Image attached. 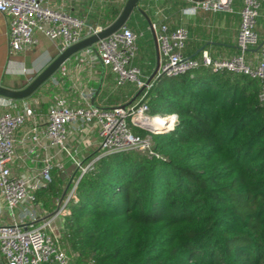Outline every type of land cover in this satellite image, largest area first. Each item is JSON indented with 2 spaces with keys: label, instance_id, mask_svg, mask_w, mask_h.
Segmentation results:
<instances>
[{
  "label": "trees",
  "instance_id": "obj_1",
  "mask_svg": "<svg viewBox=\"0 0 264 264\" xmlns=\"http://www.w3.org/2000/svg\"><path fill=\"white\" fill-rule=\"evenodd\" d=\"M168 4V13L174 8L180 17L193 6L188 0ZM122 7L109 3L104 25ZM126 25L142 32L138 43L152 49L149 24L139 11ZM127 85V92L112 94L107 104L137 92L135 85ZM144 92L149 114L167 110L177 115V123L169 131L153 132L129 120L134 133L151 135L158 156L136 149L103 154L79 178L61 217L62 241L77 254V263L264 264L259 82L227 69L198 66L177 76L159 75L138 97ZM77 171L75 181L81 174ZM62 188L53 175L36 192L37 199L52 210L57 199L69 195Z\"/></svg>",
  "mask_w": 264,
  "mask_h": 264
},
{
  "label": "built area",
  "instance_id": "obj_2",
  "mask_svg": "<svg viewBox=\"0 0 264 264\" xmlns=\"http://www.w3.org/2000/svg\"><path fill=\"white\" fill-rule=\"evenodd\" d=\"M235 0H205L193 2L192 11L231 10ZM241 21L237 36L238 52L229 57H213L208 50H203L198 57L186 55L185 49L190 39L189 28L185 25H173L162 16L152 18L150 30L155 31L159 50V75L177 76L198 66L212 69H227L235 73L249 75L260 85L259 97L264 104V39L257 30L264 0H240ZM141 5H144L141 3ZM0 12L8 18V39L12 52L25 51L37 43V33H43L52 41L61 42V51L67 47L102 30L106 25L92 24L86 17L73 14L63 8L53 7L49 0H0ZM143 33H137L125 25L109 36L95 43L90 52L113 72L115 87L129 83L138 89L151 85L140 67L134 61L139 52L138 39ZM257 47V56L250 59L247 53ZM144 89V90H145ZM143 90V91H144ZM145 92L138 101L127 107L121 104L99 107L91 104L70 107L65 99H59L47 111V119L41 128H31L27 137L39 142L45 137L50 145L56 146L67 154L80 176L70 189L69 195L57 199L56 207L51 212L41 213L37 208L36 192L49 185L53 180L56 163L52 157L45 159L40 169L39 180L25 178L15 172L20 159L17 148L25 141L18 138V131L28 119L36 115V108L27 102L0 95V259L1 264H71L67 250L63 246L61 226L56 228L65 205L74 192L79 178L87 168L101 155L136 149L157 153L152 148V137L136 134L129 126L131 120L136 126L148 129L143 117L166 119L163 129L169 131L177 123L175 113L164 112L151 115L144 100ZM86 127L97 128L100 153L85 163L78 157V150L69 142L71 129L76 133ZM156 132V131H153ZM7 210V212H6ZM9 216L3 217L4 212Z\"/></svg>",
  "mask_w": 264,
  "mask_h": 264
},
{
  "label": "crops",
  "instance_id": "obj_3",
  "mask_svg": "<svg viewBox=\"0 0 264 264\" xmlns=\"http://www.w3.org/2000/svg\"><path fill=\"white\" fill-rule=\"evenodd\" d=\"M125 1L49 0V3L53 7L63 8L87 19L88 15L97 13V17L92 21V24L104 25L103 16L108 4L117 3L124 5ZM146 2H163L166 5L168 4V0H143L141 3L145 4ZM240 11L241 1L235 0L231 10L192 11L189 8L186 13H182V17L177 16L176 19H172L167 16V20L174 26L185 25L189 28L190 39L186 47V51L190 52L188 56L198 57L203 50H208L213 57L225 58L238 52L237 36L241 21ZM185 16H188V18L185 19ZM257 30L260 37L264 39V8L261 10ZM36 36L37 43L33 47L25 51L12 52L8 39V18L0 12V84L10 89H22L26 87L34 77L62 52L60 41H52L39 32ZM152 38V49L146 48L144 42L139 43V52L134 61L142 69L147 79L152 75L157 66V50L153 35ZM247 55L250 59H255L257 47L250 49ZM156 77L157 75L154 79ZM100 84V91L94 99V103L99 107L128 102L139 90L131 98L119 95L120 98L117 99L116 104H107V100L112 94L118 91L127 92L129 87L125 90H120L119 87L116 88L113 72L109 67L103 65L99 58L95 57L93 51L90 52L86 48L72 55L30 97L18 99L19 102H27L36 108V115L28 119L25 125L18 131V138L24 137L25 141L20 143L17 148L20 159L17 160L15 172L25 178L31 177L33 181H37L39 180L40 169L44 165L45 159L52 157V161L56 163L53 175L58 178L61 185H64V178L68 177L70 180V178L74 177L73 173L70 174L68 170L69 165L74 166V163L67 154L61 152L56 146L50 145L49 141L43 136L40 137L39 142H35L30 137H27V135L31 128H41L45 125L49 107L54 105L59 99H65L66 104L70 107L93 105V97ZM69 142L77 150L78 144H84L88 149H93L94 152L92 153L91 150L89 153L90 157H93L101 150L97 128L89 129L86 127L81 133H76L71 129ZM62 193H67L65 188ZM37 208L42 214L53 211V209H46L43 202L39 200ZM3 217L8 219L9 216L7 213H4ZM59 224L60 222L57 221L56 228H59Z\"/></svg>",
  "mask_w": 264,
  "mask_h": 264
},
{
  "label": "water",
  "instance_id": "obj_4",
  "mask_svg": "<svg viewBox=\"0 0 264 264\" xmlns=\"http://www.w3.org/2000/svg\"><path fill=\"white\" fill-rule=\"evenodd\" d=\"M143 0H126L120 13L118 16L109 24H107L102 30L92 34L89 37H86L82 39L81 41L67 47L64 51H62L46 68H44L36 77L32 79V81L24 88L22 89H10L8 87L3 86L0 84V95L12 98V99H25L30 97L44 82H46L48 79H50L55 72L74 54L78 53L79 51L86 49V48H93L95 49V43H97L100 39H103L113 32L119 30L123 26L127 24L129 21L131 15L135 11H139L147 20L149 26L152 25V18L150 14L142 7L141 2ZM192 2H201L205 0H189ZM152 35L154 37L156 50H157V66L152 73V75L148 78L147 84H149L154 77L158 74L159 70V50H158V44L155 36V31L151 30ZM104 65V64H103ZM104 67V66H103ZM101 84L95 93L93 97V106H97L94 103L95 96L100 91ZM145 87H142L138 90L137 94L128 102L121 104L122 107H127L131 105L134 100L143 92ZM146 127L153 131H161L163 129V126L161 128L156 127L153 124L145 123Z\"/></svg>",
  "mask_w": 264,
  "mask_h": 264
},
{
  "label": "rangeland",
  "instance_id": "obj_5",
  "mask_svg": "<svg viewBox=\"0 0 264 264\" xmlns=\"http://www.w3.org/2000/svg\"><path fill=\"white\" fill-rule=\"evenodd\" d=\"M169 5H171V4H168L167 6L169 7ZM167 6H166V4L163 3V2H146L144 5H142V7H143L147 12H148V10L151 11V13H152L151 18H157V17H162V16H165V17L169 16V18L176 19V17H177V12H176V10H175L174 8H171V9H170L171 13H168V7H167ZM187 18H188V16H185V19H187ZM126 86H128V85H126ZM126 86L121 87V88H119V89H120V90H125V89H127L128 87H131V85L128 86V87H126ZM119 89H118V90H119ZM131 99H132V98H131ZM138 99H139V97H137V98L134 100V102L138 101ZM134 102H133V103H134ZM125 103H126V102H125ZM165 112H168V111L166 110ZM77 144H78V143H77ZM91 150H92V153H93V152H94L93 149H88L84 144H82V145L78 144V156H80L82 160H84V159H88V158H91L90 155H89V153L91 152ZM84 157H85V158H84ZM85 161H87V160H85ZM76 168L79 170V168L76 167L75 164H74V166H73V165H69V169H68V170H69V173H70V174L73 173L74 177H73V178H70V180H69L68 177L64 178V180L62 179V180H63V183H64V185H62V186H63L62 189L65 188V190H66L67 193L70 192L69 188H71V186H73L74 181H75V179H76V178H75V174H77V172H78V171H76ZM74 170H75V171H74ZM73 171H74V172H73ZM70 174H69V176H70ZM59 179H60V178H59ZM64 194H65V193H64ZM62 197H63V196H62ZM3 212H4V211H3ZM4 213H5V212H4ZM59 226H61V224H59ZM63 246H64L65 249L67 250L68 256H69V258H70V263H71V264H78V263H77V254H76L74 251L71 250V248L69 247V245H68L66 239L63 240ZM0 262H1V259H0ZM0 264H1V263H0Z\"/></svg>",
  "mask_w": 264,
  "mask_h": 264
},
{
  "label": "bare ground",
  "instance_id": "obj_6",
  "mask_svg": "<svg viewBox=\"0 0 264 264\" xmlns=\"http://www.w3.org/2000/svg\"><path fill=\"white\" fill-rule=\"evenodd\" d=\"M141 119H143L144 121H153V125L155 124V123H160L161 121H163L164 122V124L163 125H160V126H157V125H155L156 127H158V128H160V127H162V126H164L165 125V123H166V119H164V118H162V117H157L156 119H152V118H148V117H143L142 116V118Z\"/></svg>",
  "mask_w": 264,
  "mask_h": 264
}]
</instances>
